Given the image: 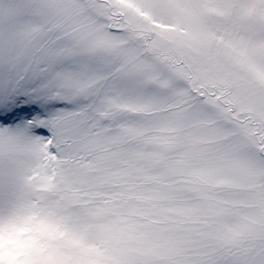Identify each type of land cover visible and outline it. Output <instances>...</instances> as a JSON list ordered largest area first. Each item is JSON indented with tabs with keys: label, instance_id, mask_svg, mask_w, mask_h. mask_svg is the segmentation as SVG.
Wrapping results in <instances>:
<instances>
[{
	"label": "rangeland",
	"instance_id": "obj_1",
	"mask_svg": "<svg viewBox=\"0 0 264 264\" xmlns=\"http://www.w3.org/2000/svg\"><path fill=\"white\" fill-rule=\"evenodd\" d=\"M0 264H264V0H0Z\"/></svg>",
	"mask_w": 264,
	"mask_h": 264
}]
</instances>
